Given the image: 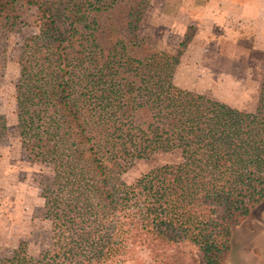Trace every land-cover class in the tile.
Wrapping results in <instances>:
<instances>
[{
    "label": "trees",
    "instance_id": "trees-1",
    "mask_svg": "<svg viewBox=\"0 0 264 264\" xmlns=\"http://www.w3.org/2000/svg\"><path fill=\"white\" fill-rule=\"evenodd\" d=\"M22 6L38 34L18 131L51 168V256L20 246L0 264H227L233 231L264 202V81L254 112L180 87V57L149 52L145 9L112 21L111 0H0V34ZM171 153L179 161L124 180Z\"/></svg>",
    "mask_w": 264,
    "mask_h": 264
},
{
    "label": "rangeland",
    "instance_id": "rangeland-1",
    "mask_svg": "<svg viewBox=\"0 0 264 264\" xmlns=\"http://www.w3.org/2000/svg\"><path fill=\"white\" fill-rule=\"evenodd\" d=\"M157 4V0H111L109 17L116 21L126 6L145 9L141 34L151 39L150 54L167 50L181 59L185 48L165 50L161 44L165 37L157 29ZM35 15V8L20 7L17 18L3 25L0 34V258L11 256L20 246L34 258L51 256L53 226L45 217L43 198L52 179L51 168L41 157L22 147L17 121L20 106L16 85L30 79V57L26 52L27 43L38 34ZM187 61H180L176 70L177 85L241 110L255 111L259 86L264 81L262 57L242 65L224 58L221 64L201 67ZM246 70L253 79H241ZM258 76L261 80H257ZM177 161L178 154H156L150 160L134 163L123 178L130 183L153 167ZM142 255L147 260L146 254ZM227 264H264V202L252 218L233 231Z\"/></svg>",
    "mask_w": 264,
    "mask_h": 264
},
{
    "label": "crops",
    "instance_id": "crops-1",
    "mask_svg": "<svg viewBox=\"0 0 264 264\" xmlns=\"http://www.w3.org/2000/svg\"><path fill=\"white\" fill-rule=\"evenodd\" d=\"M157 2V29L165 37L161 44L165 50L185 48L181 62L187 59L186 63L201 67L221 64L223 58L241 65L250 64L253 58L264 59V0ZM186 37L189 38L184 43ZM171 42L175 43L169 45ZM241 79L253 77L246 70Z\"/></svg>",
    "mask_w": 264,
    "mask_h": 264
}]
</instances>
